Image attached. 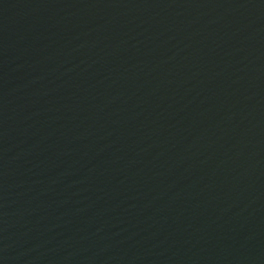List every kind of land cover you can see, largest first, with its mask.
Wrapping results in <instances>:
<instances>
[{
	"label": "water",
	"instance_id": "obj_1",
	"mask_svg": "<svg viewBox=\"0 0 264 264\" xmlns=\"http://www.w3.org/2000/svg\"><path fill=\"white\" fill-rule=\"evenodd\" d=\"M0 264H264V0H0Z\"/></svg>",
	"mask_w": 264,
	"mask_h": 264
}]
</instances>
